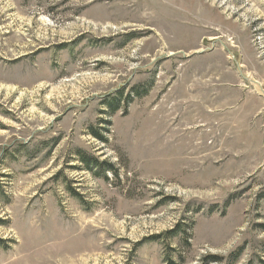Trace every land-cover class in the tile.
I'll list each match as a JSON object with an SVG mask.
<instances>
[{
  "label": "rangeland",
  "instance_id": "374dc122",
  "mask_svg": "<svg viewBox=\"0 0 264 264\" xmlns=\"http://www.w3.org/2000/svg\"><path fill=\"white\" fill-rule=\"evenodd\" d=\"M242 77L264 0H0V264H264Z\"/></svg>",
  "mask_w": 264,
  "mask_h": 264
},
{
  "label": "trees",
  "instance_id": "16d2710c",
  "mask_svg": "<svg viewBox=\"0 0 264 264\" xmlns=\"http://www.w3.org/2000/svg\"><path fill=\"white\" fill-rule=\"evenodd\" d=\"M122 95V94H121ZM116 106V103L115 104H110V108L111 109H114V107ZM78 154H79V156L82 154V153H80V152H78ZM81 161L85 164V167H86V165H89L88 166V170H90L91 168H98V169H100V167L103 165V164H105V168H106V170L107 171H112L113 169H112V166L111 165H109V164H107V163H100V164H98V161L96 160V159H92V157L90 158V157H83L82 159H81ZM80 161V162H81ZM87 170V169H86ZM171 234H175V232H173V233H171ZM168 264H173L172 262H169Z\"/></svg>",
  "mask_w": 264,
  "mask_h": 264
},
{
  "label": "water",
  "instance_id": "95a60500",
  "mask_svg": "<svg viewBox=\"0 0 264 264\" xmlns=\"http://www.w3.org/2000/svg\"><path fill=\"white\" fill-rule=\"evenodd\" d=\"M242 78L249 82V84L252 86L255 94L258 97H261L264 99V89L262 88V86L258 82L254 81V80H248L246 77H242Z\"/></svg>",
  "mask_w": 264,
  "mask_h": 264
}]
</instances>
